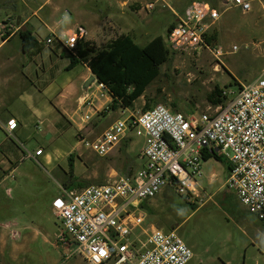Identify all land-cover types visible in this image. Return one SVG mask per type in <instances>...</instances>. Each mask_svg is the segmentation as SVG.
Masks as SVG:
<instances>
[{"label":"rangeland","instance_id":"374dc122","mask_svg":"<svg viewBox=\"0 0 264 264\" xmlns=\"http://www.w3.org/2000/svg\"><path fill=\"white\" fill-rule=\"evenodd\" d=\"M47 1L0 0V22L10 23L14 27L19 22L18 18H29L31 26L36 25L38 20L46 22L52 4L59 7V11L54 13L53 22L61 30L76 26L86 18L84 5H81L84 0H52L50 5ZM85 1L87 10L97 14L100 20L108 15L111 8L120 7L119 27L126 29L132 26L135 32L138 31L137 34L141 32L140 35L145 37L135 40L140 47L155 37L165 38L166 28L172 22L175 23L171 9L181 16L194 1L215 8H220L222 2L164 0L155 3L153 11H146L145 4L153 0H116L118 3L115 0ZM40 6L44 10L38 13V18L31 17ZM252 6L251 13L244 15L232 9L221 17L217 24L219 45L214 42L209 50L203 49L197 54L170 50L169 59L161 67L160 76L147 90L149 99L171 111H174L171 108L174 104L175 111L184 115L212 114L220 108H213L206 102V96L214 86L236 94L241 86L264 78V8H259L257 3ZM253 25H261L263 28L259 30ZM13 37L3 51L7 53L10 50V56L13 57L8 70L19 68L23 61L34 67L41 64L21 53L17 32ZM2 41L0 39V43ZM55 45L53 42L51 47ZM218 47L221 48V56L215 55L214 51ZM233 97L229 95L228 99ZM20 104L16 102L15 106ZM142 108L143 100L137 102L134 112H142ZM107 114V118L99 120V126L114 115L110 112ZM39 128L41 133H38L39 138L33 145L45 154L56 157L59 153L73 150L74 159L80 150L87 166L85 168L75 159L72 172L82 188L105 185L125 178L117 172L123 167L119 156L121 145L112 155L99 158L85 151L84 147L76 146L75 132L65 120L60 118L56 133L50 139L44 135L46 126ZM26 149L31 152L29 148ZM230 155L229 151L224 154L225 157ZM130 157L134 158L133 155ZM18 164L17 171L13 173L14 179L6 180V184L0 187V232H11L12 240L19 250L15 252V258L11 259L6 241L7 246L2 250L3 254H0V264H86L75 245L68 242L69 238L67 244L57 240L63 229L55 215L64 204V192L80 190L75 186L70 189L65 186L69 184L68 171L71 170L67 159L55 163L53 169L38 160L26 159ZM111 170L116 175H112ZM201 172L202 176L197 180L198 198H185L176 194L171 187H165L143 202V207H139L145 216L142 228L175 231L192 253L188 264H264V224L248 216L234 195L227 192L224 187V165L209 159L202 162ZM236 211L241 216L235 214ZM140 233L136 231V236ZM139 239H143V236H139Z\"/></svg>","mask_w":264,"mask_h":264},{"label":"built area","instance_id":"2783aa9c","mask_svg":"<svg viewBox=\"0 0 264 264\" xmlns=\"http://www.w3.org/2000/svg\"><path fill=\"white\" fill-rule=\"evenodd\" d=\"M154 4H145L144 10L153 11ZM222 7L242 14L252 10L249 0H223ZM219 18V11L209 4L190 3L167 34V47L195 54L209 50L206 37ZM17 30L16 25L0 22V39ZM84 36V29L77 27L58 42L73 52ZM55 40L52 36L44 43L50 46ZM214 52L220 55L221 49ZM97 88L101 97L108 95L102 84L97 83ZM225 95L234 97L212 114L172 113L162 105L146 112L122 113L97 139L82 141L97 157L105 158L128 137L142 138L143 164L129 178L65 191L64 204L55 215L63 229L57 240L73 243L86 264H188L192 253L183 240L175 231L144 230L145 216L139 207L169 186L179 196L198 198L203 155L212 151L221 157L231 153L224 156L230 166L225 186L248 214L264 223V78ZM84 120L89 121V116ZM2 128L10 135L17 123L8 120ZM42 153L41 149L25 152L21 161L36 162ZM138 230L141 233L136 236Z\"/></svg>","mask_w":264,"mask_h":264},{"label":"crops","instance_id":"0c3cea01","mask_svg":"<svg viewBox=\"0 0 264 264\" xmlns=\"http://www.w3.org/2000/svg\"><path fill=\"white\" fill-rule=\"evenodd\" d=\"M153 1V3H158L163 2L164 0ZM249 1L252 10V4L254 5L255 3L259 5V8H264V0ZM46 3L50 5L52 4V0H48ZM115 3L118 2L115 0ZM81 5H84L83 13L86 16L85 20L66 30H61L59 25L53 22L54 13L59 11V7L54 4H52L46 22L38 20L36 25L31 26L29 18H26L25 20L18 18L19 22L18 25H16L17 29L19 30L25 25L29 26L33 36L37 40V47L27 54L28 56H31V61H40L39 63L41 64H37L35 67L32 66L31 63L30 65L24 64L23 61L19 64V68L8 70L7 67L11 66L13 57L10 56V50L7 53H3V51L14 39V34L0 43V187H3L6 184V180L10 178L14 179L13 173L17 171L19 161H21L23 154L28 152L26 148L30 149V153L39 150V148L33 145V143L39 138L38 133H41V128H39V126H46L44 135L47 139H50L56 133V125L57 123H60L61 118V120H65L74 130L76 146L84 147L82 141L92 142L97 139L108 127L122 117V113L128 115L134 112L137 102L139 103L143 100L144 106V99L141 97L134 103L132 109L112 108L111 97L107 95V93H104L106 95L103 97L100 96L101 91L97 88L96 79L86 91L83 90L84 83L92 77L90 70L85 64L79 63L72 70H66L69 64L67 57L68 53L63 46L59 44L58 39L61 40L63 35H70V33L77 27H82L85 31V36L82 39L85 42H89L97 49L103 48L120 35H128L134 40V42L140 37H145L143 34L140 35L141 32L137 34L138 31L136 30L135 32V29L132 26L131 28L127 27L126 29L119 27L120 7L111 8L108 15L100 20L98 19L97 14L87 10L85 0ZM212 8L219 11L220 18L211 26L208 35L215 36V43L218 44L219 29L217 28V24L221 17L229 10L223 9L222 2H220V8ZM43 10L44 8L40 6L35 12H33L31 17L38 18V13ZM70 11L72 12L71 9ZM170 11L175 18V23L172 22L168 27L171 25L174 26L177 21V16H179L176 11L172 9ZM138 13H140V11ZM253 26L259 30L263 28L261 25H257L258 27L256 25ZM168 27L166 28V32ZM220 27H222V25H220ZM52 36L57 39L55 40L56 45L53 47H51V45L46 46L44 43L45 40ZM218 48L221 49L220 47ZM16 102H20L21 104L15 106ZM88 103L91 104V107L87 105ZM107 108L110 109L108 112L114 114V118H109L105 124L99 126V120L101 118L105 119L109 115L107 114L108 112H106V117H103V115H100L99 113ZM85 116H89L90 120L85 121ZM12 119L16 121L17 128L9 135L2 126H4L8 120ZM125 140H129L127 154L129 156L133 155L134 158H136L138 170L143 164L141 153L144 148V140L142 138H134L131 136ZM131 146L132 148H130ZM84 148L85 151L95 155L90 149L86 147ZM118 149L119 146L115 147L108 156L118 151ZM79 151L78 154L76 153L74 156L72 167H74V160L76 159V162L78 161L86 168V161L82 159ZM72 152L63 154L59 153L56 157L43 152L41 156L36 158V162L38 160L42 165L53 169L55 163L64 160L65 158L67 159L72 155ZM75 152L77 151L75 150ZM118 171L119 169L117 172ZM111 173L112 175H116L114 170H111ZM227 176L228 171L226 170L224 187L229 194L234 195V193L228 190L225 186ZM197 196H199V193H197ZM243 210L248 216H251L255 222L262 223L252 215L248 214L244 208ZM235 214L240 215L239 211H236ZM6 241L8 242V254L11 259H14V254L19 249L12 240L11 232H0V254H3L2 250L7 246Z\"/></svg>","mask_w":264,"mask_h":264},{"label":"trees","instance_id":"16d2710c","mask_svg":"<svg viewBox=\"0 0 264 264\" xmlns=\"http://www.w3.org/2000/svg\"><path fill=\"white\" fill-rule=\"evenodd\" d=\"M172 28V25L168 27L165 38L155 37L143 47L135 44L134 40L128 35H120L99 49L83 39L78 40L73 52L66 51L69 60L66 70H72L79 63L85 64L96 82L102 84L107 90L112 100V108L132 109L134 103L143 97L142 112H146L157 104L149 99L147 90L160 76L161 67L169 59L170 49L167 47L165 39ZM8 36L7 33L3 37V41ZM17 37L20 40V51L23 55L28 54L37 47V40L29 26L21 27L17 31ZM215 41V36L207 35L206 44L209 47ZM225 93L223 88L214 86L211 92L207 94L206 102L211 107L224 106L227 101ZM171 108L174 111L167 109L172 113H179L175 111L176 105L173 104ZM109 110L107 108L99 114L104 116ZM120 145L119 156L123 162V167L118 173L124 175L125 178H129L138 168L136 158H132L127 154L129 140L123 141ZM209 159L222 163L225 169L229 171V164L217 152L204 153L203 161L206 162ZM67 161L71 170L68 173L69 184H65L66 188L70 189V187L75 186L78 189H83L72 172V155L67 158ZM141 206L143 207V205Z\"/></svg>","mask_w":264,"mask_h":264},{"label":"water","instance_id":"95a60500","mask_svg":"<svg viewBox=\"0 0 264 264\" xmlns=\"http://www.w3.org/2000/svg\"><path fill=\"white\" fill-rule=\"evenodd\" d=\"M17 25H18V22H17ZM95 81V78L92 76L90 77L85 83H84V86H83V90L86 91L87 88ZM261 224H264V223H261Z\"/></svg>","mask_w":264,"mask_h":264}]
</instances>
